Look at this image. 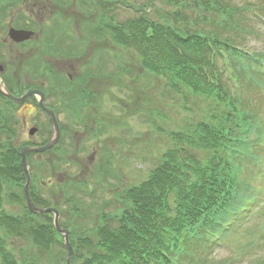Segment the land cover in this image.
Instances as JSON below:
<instances>
[{
  "label": "trees",
  "instance_id": "16d2710c",
  "mask_svg": "<svg viewBox=\"0 0 264 264\" xmlns=\"http://www.w3.org/2000/svg\"><path fill=\"white\" fill-rule=\"evenodd\" d=\"M184 1L186 5L182 9L196 7L194 11L201 29L198 25L193 28L188 22L181 23L185 19L182 9L163 14L161 10L156 12V8L155 17L142 10L119 24H116L118 13H101L102 38L110 31L114 44L133 49L141 63L157 75H164L160 71L165 70L172 82L168 87L184 91L205 109L199 111L202 118L193 125L192 136L186 132L176 135L180 140H187L193 152L185 149L181 161L176 157L177 150L168 151L147 181L127 190L121 201L116 200L124 207L102 217L109 220L105 222L110 223V227L97 229L95 237L98 236L91 242L92 246L86 245L84 251L76 249L79 255L76 253L73 264L158 261L163 251L169 252L170 238L176 233L196 230L215 219L219 221L210 225L214 231L225 228L249 200V182L239 180L243 170L249 176L248 181L255 173H264L260 154L263 151H257L264 125L261 110L255 105L259 92L264 99V52H248L235 42L254 35V24H262L259 20L264 18V6L237 5L233 0ZM213 4L216 8L227 7L229 18L210 8ZM209 18L213 22L206 28L203 25ZM225 60H230L229 68ZM230 68L234 78L239 79L242 88L239 95L228 83ZM6 104L7 100L0 95V144H3L0 145V232L15 236L17 220L5 212L2 193L11 188V181H24L25 175L14 157L15 130ZM235 186H238L236 190ZM46 218L28 216V223L36 231L31 239L41 245L39 248L43 245V233L47 234V239L58 240L51 221ZM231 233H226L225 237ZM202 235V240L189 239L188 255L181 256L179 264H213L209 258L215 247L209 244L204 231ZM7 248L0 236L2 261L16 264ZM165 259L167 257H161L160 262Z\"/></svg>",
  "mask_w": 264,
  "mask_h": 264
},
{
  "label": "rangeland",
  "instance_id": "374dc122",
  "mask_svg": "<svg viewBox=\"0 0 264 264\" xmlns=\"http://www.w3.org/2000/svg\"><path fill=\"white\" fill-rule=\"evenodd\" d=\"M90 1L96 4L100 0H2L1 4L14 3L7 10L6 16L4 10H0L7 47L6 55L0 60V67L3 68L2 76L8 87L16 96L23 95L28 88L37 84L48 88L59 80L58 77L54 80L49 79L45 75L44 65L55 63L58 70L61 66L66 71L64 76L68 78L76 79L86 71L95 75L93 80L90 79L88 89H93L97 93L94 98L96 100L85 109L81 122L90 129L99 126V129H96L98 134L93 137L86 134L80 141L76 137L72 148L68 140L64 154L49 153L33 158L34 166L41 172L40 182L43 184L40 202L45 204L49 201L60 210L63 207L64 217L61 221L70 227L77 238L81 233L82 237H90L97 229L110 227V223L105 222L109 220L101 217L124 207L114 200L115 196L121 201L127 190L138 187L149 179L168 151H174L175 147L191 151L188 141L175 143L171 135L187 131L192 136L193 125L202 118L199 111L205 109L204 105L190 98L184 91L178 92L168 87L172 82L167 78L165 70L160 71L164 75H157L141 63L133 49L114 44L109 36L102 38L99 32L92 36L87 31L95 29V17L91 10H88L94 9L89 5ZM124 1L134 9H138V5L153 3L148 7V12L155 5L156 12L161 10L163 14L174 12L186 5L184 0ZM233 1L238 5L255 4L258 8L264 6L263 0ZM83 7H87V10ZM195 9L193 5L191 8L187 7L186 14L195 17ZM39 11L42 18L36 15ZM117 13L120 23L126 22L136 14L134 10H128L123 6H119ZM150 13L155 17V12ZM23 15L42 20L41 28L44 33L40 36V44L37 47L27 43L17 46L7 39L11 28L17 29L18 26L24 28ZM19 16L18 23H13V19ZM28 27L39 36V27L32 25L31 21ZM254 29L253 36L236 39L235 42L249 52L263 53L264 25L254 24ZM3 48L5 50V46ZM45 50L57 52L56 57L48 58ZM115 57L119 60L115 61L113 59ZM119 66L125 67L126 70L119 73ZM63 92L61 105L56 106L53 98L47 101V105L65 111L69 106L68 100L72 99L65 96L64 90ZM255 97L256 95H252V98ZM256 100L258 102L255 105L264 114V99L260 92ZM76 103L77 101L72 100V105ZM24 107H15L12 109L14 114L8 113L9 118L20 121L16 140L22 138V144L18 146L19 150H14V157L17 158L22 147L41 144L50 129L43 114L34 107L33 101H27ZM6 109H9L7 105ZM62 113L59 120L66 124L67 115L65 112ZM25 122L27 126L21 129ZM32 129H37L38 133L30 138L29 132ZM69 136L74 137L73 134ZM82 143L85 144V150L77 152L76 147ZM101 157L102 163L98 161ZM176 157L183 160L178 152ZM104 162H108L109 167H105ZM102 169L109 172L104 180H101L103 175L99 174ZM67 181L72 186L65 187L63 183ZM97 182L102 185L98 187ZM253 184L259 187L257 181ZM10 186L9 190H13L21 199L10 201L5 208L13 215H20L24 208L25 180L21 181L20 186L18 182L11 181ZM92 190L95 192L90 193ZM69 194L72 201L64 206L62 202ZM249 218L239 223L232 231L227 237L225 247L218 248L209 258L210 263H264V203H260ZM63 225L65 226L64 223ZM22 241L12 237L6 242L11 245L9 253L14 256L17 264H65L63 252L58 251L57 255L51 256L50 253L43 254L37 250L39 254ZM25 247L30 248L28 253H24ZM231 247L237 250L239 256H231L228 249ZM55 249L57 251L59 248ZM60 257L63 260H59Z\"/></svg>",
  "mask_w": 264,
  "mask_h": 264
},
{
  "label": "water",
  "instance_id": "95a60500",
  "mask_svg": "<svg viewBox=\"0 0 264 264\" xmlns=\"http://www.w3.org/2000/svg\"><path fill=\"white\" fill-rule=\"evenodd\" d=\"M11 38L13 40H15L16 42H22L24 40H27L31 34L30 33H23V32H16V31H11V34H10ZM0 91L3 93V95H5L7 98H9L11 101H13L15 104H21L25 98H22V99H16L14 98L9 92L8 90L6 89L5 85L3 83H0ZM28 95H37L39 96L40 98V105L41 107H43V95L39 92V91H35V92H30ZM51 116H52V126H53V139L49 142V144L44 147V148H41V149H30V148H25L22 150L21 152V156H22V166L23 168L25 169L27 175H28V169H27V163H26V157L29 153H32V152H42V151H45V150H48L50 149L51 147H53L54 145L57 144L58 142V139H59V136H60V133H59V127H58V124L56 122V119H55V116L51 113ZM33 133V131L31 132V134ZM29 185V184H28ZM26 192H27V197H28V204H29V208L31 209V211L33 213H36V214H39V213H43V212H52L55 214V224H56V227H57V230L61 233H63V231L59 228V225H58V212L54 209H49L47 211H40L38 210L37 208L34 207V205L32 204V201L30 199V195H29V189H28V186H27V189H26ZM65 233V246L66 248L68 249L69 251V257H68V262L67 264H70V260L73 256V250H72V247L71 245L69 244L68 242V236H67V231L64 232Z\"/></svg>",
  "mask_w": 264,
  "mask_h": 264
},
{
  "label": "flooded vegetation",
  "instance_id": "af4514ba",
  "mask_svg": "<svg viewBox=\"0 0 264 264\" xmlns=\"http://www.w3.org/2000/svg\"><path fill=\"white\" fill-rule=\"evenodd\" d=\"M38 15H41V12L40 11L38 12Z\"/></svg>",
  "mask_w": 264,
  "mask_h": 264
}]
</instances>
